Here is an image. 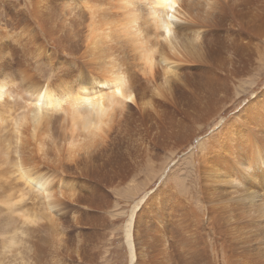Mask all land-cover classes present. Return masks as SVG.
I'll return each mask as SVG.
<instances>
[{"label": "bare ground", "instance_id": "6f19581e", "mask_svg": "<svg viewBox=\"0 0 264 264\" xmlns=\"http://www.w3.org/2000/svg\"><path fill=\"white\" fill-rule=\"evenodd\" d=\"M29 2L30 12L22 13L19 22L25 34L19 51L25 61L37 58V33L45 32L49 43L57 45V68L53 66L57 78L42 82L30 70L21 69L16 75L21 90L16 93L14 79L0 66V193L6 196L3 202L8 207L3 208L8 215L18 212L17 222L23 221L18 241H0V256L16 245L26 252L36 249L32 242L22 241L29 231L48 230L57 235L53 238L57 245L63 244L41 202L36 215H29L22 209L23 197L33 195L51 203L54 191L57 195L65 191L70 203H78L83 200L75 195L78 177L95 179L122 172L121 160L115 159L121 145L118 139H124L126 129L136 123H126V115L138 112L151 144L175 152L202 129L211 113L221 110L230 92L239 87L236 80L250 71L248 66L253 63L254 70H261L264 65V0H57L56 25L49 23L45 12L52 0ZM223 16L229 24L220 22ZM220 25L231 34L215 36ZM1 39L0 54L4 51ZM65 55L71 59L67 61ZM161 100L170 112L159 106ZM263 102L264 90L251 107L217 132V138L212 135L207 143L199 144L200 153L191 162L198 163V205L184 202L172 186L168 187L170 196L167 193L162 201L157 196L152 200L155 194H145L133 204L123 228L129 264L139 260L135 222L146 215L141 213L145 204L152 205L156 215L160 205L169 211L177 255L169 251L167 264H212L208 238L217 243L215 248L219 246L223 264H257L255 257L263 253L264 246L257 249L253 223L261 226L257 220L262 218L248 217L246 205L256 198L264 200V117L252 125L256 131L251 135L238 127L253 124L248 115ZM234 166H240V175L230 169ZM12 188L19 193L15 199ZM228 189H236L239 195L225 203L222 193ZM83 202L90 207L94 204L91 199Z\"/></svg>", "mask_w": 264, "mask_h": 264}, {"label": "rangeland", "instance_id": "374dc122", "mask_svg": "<svg viewBox=\"0 0 264 264\" xmlns=\"http://www.w3.org/2000/svg\"><path fill=\"white\" fill-rule=\"evenodd\" d=\"M29 1L31 0H0V10L2 12H0V27H6L5 30L7 32V35H4V31L0 30V36L2 38L1 40L3 41L2 44L4 47V51L1 53L2 55L0 54L1 59H3V61H1L0 63V66L4 65L2 68L6 70L11 80L14 79L13 89L16 93L18 92V90H21V83L19 82L20 80H18L16 77V75L20 73L21 69L30 70L31 73L33 72L32 74L35 76V78L42 82L57 78V73H54L57 72V69H55L57 68V51H55L57 49V45L49 43L50 40H48V38L44 36L45 32L38 31L37 33L38 37L35 43V47H40V50L36 54H34L37 58H35L34 60L30 58L31 60L25 61L23 59V53L21 54V52L19 51L21 50L20 44L21 40L23 39L22 37L25 35L22 34L24 33V31L20 30V28L22 29V27L19 22H21L20 20L22 13L30 12ZM54 1H56V4ZM52 3V5H49L48 10H46L45 12L48 11L49 13V23L51 25H56L57 0H52ZM226 16L220 17V22H222L223 25L230 23L229 18L227 19ZM222 19H225L226 21H223ZM5 21H7V25ZM8 25L10 27H8ZM32 28H36V30L38 29L34 25L32 26ZM220 29H225L226 32ZM217 34H220V36L221 34L222 36H225L227 34L230 35L231 32H227V27H223L222 25H220V28L217 29V32L215 31V36H217ZM16 37H19V39L17 40ZM44 52H46L50 56L51 60H47V56H45ZM65 59L69 61V59L71 58L70 56L68 57L65 55ZM5 66L7 67V69ZM253 67L256 68L257 66L252 63V65L248 66V70L250 71L247 70L248 72L244 76L236 80L237 82L235 86L239 85V87H237L238 89L235 88L236 90L234 89V91L230 92L229 99L228 101H225L223 103L221 110H219L218 112L211 113L207 117V121L203 122L204 124L202 126V129L197 134H194L187 144L182 146V148L180 147L181 149L176 150L175 152H170L168 150L166 151L161 148H158L153 143L151 144L152 141L149 140L150 137H147L149 135L146 134L145 122L143 118H141V116L138 114V112H132L131 114L126 115V123L130 124L133 120L134 122H136L134 123L136 125L133 124L131 130L126 129L127 137L124 134L125 136H122V138L124 139H118V141L120 140L119 142L121 145H119L120 147H117L120 150L119 154H117V158L115 159L118 160V163L121 160L119 168H123L122 172H118V174L100 176L98 178H95L96 180L86 176H80L78 178L77 176H75L77 178V182L75 181V183H77L75 184L77 187L75 189V195H78L81 200L83 199L81 202L78 201V203H70V198L67 196L68 194H66L65 191L58 195L56 191H54L53 193L56 194L52 193L51 203L50 200L46 201L45 199H43V201H41L39 199H36L33 195H25L23 197L24 207L21 208L24 212L29 215H36V213L40 210L38 209L39 206L41 204L43 205L44 210L46 211V213L49 214L52 222L54 221L53 224L55 223L53 225V231H55L54 234H58V237H63V244H60V246L57 245V241L54 240L57 235L54 237V235L52 234L53 232H48V230L46 231L45 229H42L40 233L41 235L36 233L33 234L29 231L25 238L23 236L22 241L25 242V240H27L32 242L35 245L36 249L31 250V252H26L25 250H23V247H17L16 245L14 249H12V251H10L9 253L4 252L2 254L4 257L2 255L0 256V264H129L128 250L124 242L123 228L129 218V214L131 208L133 207V204L136 203V201L139 198H142L145 194H148V196L151 194V196H153L155 194L152 200H155V197L157 196V200L162 201L163 196L167 193L170 196V193L168 191L170 188L168 189V187L172 186L171 188H173L174 191H178V195L180 196V198L183 196L182 198L184 202H190L192 206L198 205L196 192L197 173L195 171V166H197L198 163L196 164L194 162H191L194 158L196 159L198 157V154L200 153L199 144H201L202 142L207 143L212 135H216L219 130H223L224 125L233 122V117L235 115L241 113L242 110H246L248 107H251V104L253 103L254 99L258 97L261 93H263L264 65L263 69H261L262 71L256 70L257 68L254 70ZM53 69H55L56 71H52ZM242 90H244V92ZM159 106L166 111H168L167 107H170L168 105H164L162 103V100L161 102H159ZM170 109L171 108H169L168 112L171 111ZM262 117H264V102L261 104L258 111H254L248 115V118L254 121L253 124L250 123L251 125H248L246 123L245 126L241 125L238 127V129L243 133L244 129L246 128L245 132L251 135L252 131H256L255 126L252 125H255L256 122L262 120ZM139 123H141L139 126H142V129L138 126ZM137 127L139 128V131H137ZM143 131H145V133H143ZM217 137L218 136L216 135V138ZM118 141L117 145L119 144ZM216 148L212 150H216ZM234 168L235 166L230 169ZM235 169L240 175V166H236ZM92 177H94V175ZM243 182L245 183L244 179ZM10 191L11 190L9 189V193ZM11 193L14 194V199L19 196L18 190H16V188H12ZM222 195H224L223 197H226L223 198L226 201L222 199V201L226 203L228 201L227 198L237 196L239 195V193H236V189H228L223 192ZM4 196V193H0V202H2L3 204V200L6 198V196L5 198ZM89 199H91V201L93 202L96 200L92 207L83 202H89ZM260 201V199L256 198V200L252 201L250 205H246L248 208V217L252 219L257 216L262 218V221L260 219L257 220L260 222V224H262L261 226H258L257 224L253 223V225L257 227L255 229V232H257L256 237L255 235H253V238L255 237L253 239L254 242L258 244L257 249H259V246L261 247V245L264 246V209L262 208L264 206V200L261 202ZM17 203L18 202H14V204L19 206ZM167 203V207L170 209L171 202L169 201ZM0 205V211H2V214L0 212V241L2 239H11L16 242V240H19L18 237L21 229L20 225H22L23 221H21L22 223H20L19 221L17 222L18 215L16 213L18 212L8 215V212H6L7 210H5V208L8 206H5V204L2 205L1 203ZM3 206L5 208H3ZM142 206L141 208L145 210H143L141 213L146 215H142L139 219H137V223L135 222L136 237L138 240H140H136V253L139 257V263L137 262V264H165L167 259V257L165 256H167V253L169 251L172 254L177 255L176 243L173 241L174 239L176 240V238H174V235L172 234L173 231H170L171 229L169 227V211L166 208L164 209V205H160L161 207L158 206V208L161 210L159 216L156 215L157 211H155V208L152 205L146 206L145 204ZM3 212H6L7 214H3ZM146 212H148V214ZM7 215L10 216V218L12 219H10ZM86 215L89 216L86 217ZM11 221L16 222H12L14 224L13 225L10 223ZM163 221L165 222V224ZM137 224L138 228L140 229L137 228ZM158 231L160 233H158ZM259 231H263V234L258 233ZM15 232L17 233L15 234ZM42 232L44 235H42ZM255 232H253V234ZM46 233L47 235L49 234L51 237L49 235H45ZM44 236H46L49 240H45L47 238H45ZM51 238H54V243L52 242ZM210 239L211 238H208V242L210 244H213H208V250L209 252H211V248L213 247L212 252L210 253L211 258L214 255V257L211 259L212 264H223L224 262L222 260V254L221 256L218 255L222 253L219 249V246H216V249L215 244L217 245V243L213 240L211 241ZM48 241L50 242V244L48 243ZM162 244L163 246H161ZM161 248L165 252H162L163 250ZM15 249L17 250V252ZM153 249L155 250L153 251ZM139 252L141 254H139ZM149 253L152 255L150 256ZM215 256H217L218 258ZM147 257L149 258V260ZM150 257L155 258L151 259ZM256 257L255 261L257 264H261L262 260L264 263V249L263 253H257ZM218 259L221 261H219ZM257 261L260 263H258Z\"/></svg>", "mask_w": 264, "mask_h": 264}]
</instances>
